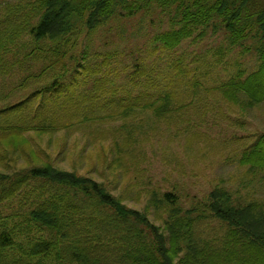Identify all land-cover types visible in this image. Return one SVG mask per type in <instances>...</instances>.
<instances>
[{"label":"rangeland","instance_id":"374dc122","mask_svg":"<svg viewBox=\"0 0 264 264\" xmlns=\"http://www.w3.org/2000/svg\"><path fill=\"white\" fill-rule=\"evenodd\" d=\"M33 1L0 0V31H7L0 41V110L20 108L0 117V129L14 121L21 125L22 117L28 125L22 134L26 143L18 152L3 149L0 136V174L13 170L19 174L27 166L29 171L35 164H48L55 172L96 182L132 211H143L151 195L164 193L175 194L183 211L202 207L216 187L227 189L240 203L264 200V172L253 173L240 165L243 151L264 133V103L249 109L234 107L217 92L228 78L256 68V40L232 44L224 24L215 18L176 49L166 50L157 39L181 26L176 10L181 0L155 1L132 18H118L116 12L90 32L78 23L72 52L82 50L85 59L80 64L87 70L77 67L79 57L73 55L62 79L64 88L50 92L45 88L53 73L44 75L42 60L30 56L35 47L24 24L31 18ZM247 9L263 10L264 0H251ZM200 31L202 36L196 37ZM170 92L174 96L170 115L156 117L141 109L127 118L120 115L140 94L151 100ZM28 156H34L35 162ZM25 160L28 165L22 164ZM30 182L23 191L30 194L16 198L9 208L1 202L6 210L0 215L18 211L22 199L25 213L38 210L41 202H53L55 193L40 195L60 184L43 178ZM85 205L90 206L76 215L83 221L91 215L112 214L91 201ZM166 211L150 208L149 221L161 225ZM49 237L50 231L43 233L35 226L17 241L27 244Z\"/></svg>","mask_w":264,"mask_h":264},{"label":"trees","instance_id":"16d2710c","mask_svg":"<svg viewBox=\"0 0 264 264\" xmlns=\"http://www.w3.org/2000/svg\"><path fill=\"white\" fill-rule=\"evenodd\" d=\"M155 1L160 2H30L31 18L24 23L35 47L30 56L42 60L44 75L51 70L54 76L45 91L57 92L64 88L62 79L73 55L79 57L75 59L77 67L87 70L80 64L85 59L82 50L72 52L76 47L73 40L78 38V23L90 32L102 26L116 12L118 18H132L147 10ZM173 1L176 4L179 2ZM250 1L188 0L185 4L181 0L176 6L181 26L163 33L157 39L164 49L174 50L190 39L199 27H207L218 18L224 24L232 44L240 40H256V68L250 73L240 72L217 87L225 103L248 109L264 103V9L251 12L247 9ZM9 15L5 20L7 23L11 20ZM6 32L0 31V41ZM201 36L202 31L196 35ZM71 72L74 77L75 70ZM148 84L152 85L151 82ZM154 97L144 100V94L138 95L134 102L123 107L120 115L127 118L134 109L149 111L156 117L170 115L174 110L172 92ZM19 109L18 106L2 109L0 117ZM78 115L72 116L75 118ZM22 118L21 125L14 121L12 126H8L10 128L6 125L3 131L0 129L3 149L18 152L19 146L26 143L22 134H26L28 125L25 117ZM37 127L41 128V125ZM28 158L35 162L34 156ZM8 161L15 164V159ZM25 163L28 165L29 162L22 161V164ZM35 165L29 171V166L25 167L23 173L14 174L13 170L7 175L0 174V203L8 204L9 208L16 198L30 194L23 191L33 178H43L47 182L60 184V187H56L55 191L42 190L40 198L46 192L55 195H52V203L41 202L38 210L23 212L20 208L22 199L18 203V211L14 209L9 214L0 215V264H264V200L254 198L240 203L234 200L227 189L216 187L202 207L183 211L175 194L164 193L160 196L151 195L143 211H132L120 199L113 198L88 178H80L70 172H55L48 164ZM240 165L253 173L264 172V133L243 151ZM79 196H84L86 200ZM31 201L36 204L33 197ZM87 201H91L92 206L108 207L112 214L100 210V214L105 213L101 218L91 215L89 220L83 221L76 215L82 214L90 206L85 205ZM150 208L167 210L166 219L161 225L155 226L149 221L147 213ZM1 210L5 211L6 208L0 206ZM217 223L218 226L214 227L213 224ZM35 226L43 233L50 231L49 239L29 241L27 244L17 241Z\"/></svg>","mask_w":264,"mask_h":264}]
</instances>
